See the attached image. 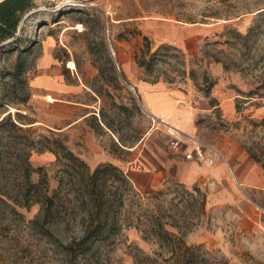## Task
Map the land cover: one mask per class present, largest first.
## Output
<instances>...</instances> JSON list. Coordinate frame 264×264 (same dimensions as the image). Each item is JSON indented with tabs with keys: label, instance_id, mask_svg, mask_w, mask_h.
I'll return each instance as SVG.
<instances>
[{
	"label": "rangeland",
	"instance_id": "obj_1",
	"mask_svg": "<svg viewBox=\"0 0 264 264\" xmlns=\"http://www.w3.org/2000/svg\"><path fill=\"white\" fill-rule=\"evenodd\" d=\"M36 3L37 9L27 12L20 21L17 38L5 42L0 50V119L9 114L10 120L22 127L12 130L7 125L0 139V264H183L177 262L183 261V257L179 255L176 259L162 249L158 236L150 230L158 208L166 231L186 245L202 247L190 264H264V212L260 209L264 196L246 197L244 201L241 194L225 195L227 185H220L221 188L212 182L189 185L177 180L173 172L153 188L136 186L129 180L130 168H148V160L153 161L155 154L159 156L160 148L172 158L175 152L171 142L175 138L158 132L148 135L153 121L127 86L134 71L128 68L130 60L147 80L181 86L191 83L205 94L220 82L242 96L263 95L264 0H36ZM161 22L165 27H161ZM78 24L82 30L76 29ZM166 31L168 36L184 39V43L177 46L166 42L160 36ZM189 35L192 38L185 39ZM143 36L150 41V52L161 44L175 49L166 54L159 52L149 74L134 62V54H139L143 47ZM49 37L53 38L50 42L55 45L53 54L58 62L74 63L73 71L78 72L82 83L100 93L99 104L92 109L94 114L79 125L72 140L64 129H58L66 122L63 99L51 104L45 100L44 91L36 89L37 58ZM209 84L212 86L206 91ZM239 100H236L238 108ZM11 108L15 111L11 112ZM100 118L111 125L108 129L119 142L131 143L140 138L135 150L119 148L116 138L105 127L97 126ZM217 123L219 129L232 131L241 145L256 151L264 165V116L259 122L245 117L241 124L225 123L222 119ZM86 131L94 134L93 145L87 146L83 140ZM21 132L25 133L26 141L18 137ZM43 137L62 139L69 151L84 161L88 173L100 164L96 157L101 150L119 160V165L111 163L118 168V173H113L122 174L125 182L117 178L110 184L111 191L116 190V185L118 193L124 192L122 205L118 207V229L85 252L73 242L81 237L87 224L85 210L70 199L76 189L69 186V180L75 179L74 173L54 152L37 150ZM177 138L186 143L182 136ZM30 141L34 144L28 161L34 168H43L41 174H30L31 181L37 183L40 175H44L45 183L38 191L52 195L58 190L54 195L53 216L45 220L40 215L39 203L26 209L12 200L25 190L22 150L27 151L25 144ZM133 159L135 163L129 164ZM111 180L112 176L107 183ZM194 187L202 195L196 194Z\"/></svg>",
	"mask_w": 264,
	"mask_h": 264
},
{
	"label": "crops",
	"instance_id": "obj_2",
	"mask_svg": "<svg viewBox=\"0 0 264 264\" xmlns=\"http://www.w3.org/2000/svg\"><path fill=\"white\" fill-rule=\"evenodd\" d=\"M33 3L35 7L32 10H36V0H33ZM160 25L165 27L162 22ZM168 31L160 35L166 42L177 46L184 43V39L168 36ZM193 36L195 35L193 34ZM186 38H192V36L189 35ZM51 39L53 38L49 37L45 41L42 54L37 58L38 84L36 89L44 91L45 100L51 104L63 99L66 109V122L64 127L58 129H64L72 140L79 130V125L83 124L84 120L91 114H94L92 109H96L97 104H99L100 93L99 90L93 91L86 87L82 83L81 76L77 71L74 72L69 68L68 63L66 65L65 62H58V58L53 54L55 45H51ZM127 64L130 70L134 69L132 75L128 77L129 85L127 86L133 90L142 109L153 121V124H149L150 127H148L149 136L153 135L154 132L161 135L166 134L173 139L177 138V135H191L216 151V155L211 153V160H207L208 148L204 149L202 160H198L195 155L190 159H185L184 153L192 151L197 146L195 141L189 139L183 145L182 153L174 151L172 158L168 157L167 151L160 148V155L155 154L153 161L148 160V168L141 170L130 168L132 174L128 178L133 184L153 188L159 185L166 175L173 172L177 180L189 185L205 184L206 182H212L213 186H219V188H221L220 185H227L225 195L241 194L244 201L246 197L252 199V196H264V167L259 159L256 161L252 156H256L257 152L241 145L233 137L232 131L219 129L217 123L218 119H222L225 123L236 121L241 124L245 117L253 122L261 121L264 116V94L242 96L239 93L229 91L224 83L220 82L205 94L196 90L191 83L181 86L172 85L163 80L148 81L141 77L140 72L135 70L130 60L127 61ZM48 97L51 98V101L48 100ZM238 98L240 99V108L236 107ZM74 112H77V116H73ZM98 122L97 126L105 127L114 136L108 129L111 127L109 123H105L101 118ZM82 137L87 146L94 144L95 136L93 133L86 131ZM139 139L137 138L135 142L131 143L126 141L121 143L116 138L119 148L128 151L135 150ZM101 151L96 157L98 163L120 164L119 160L113 158L112 155L104 150ZM163 152L165 154L164 159L162 158ZM128 163L132 165L135 161L133 159ZM125 171L127 172V170ZM256 203L259 204L260 201L256 200ZM260 207L264 212V204Z\"/></svg>",
	"mask_w": 264,
	"mask_h": 264
},
{
	"label": "trees",
	"instance_id": "obj_3",
	"mask_svg": "<svg viewBox=\"0 0 264 264\" xmlns=\"http://www.w3.org/2000/svg\"><path fill=\"white\" fill-rule=\"evenodd\" d=\"M33 7H35L33 0L0 1V50L4 48L5 42H13L12 40L17 38L16 32L21 30V27H19L20 21L25 15L27 16L26 13L31 11ZM80 23L84 24L85 21H80ZM150 50V41L146 36H143V47L140 49L139 54H134V61L137 67L142 69L146 74L152 72L155 62L158 60V55H160L159 52L166 54L175 49L170 45L161 44L154 52H150ZM176 55L177 54H174V56ZM156 80L157 79L148 81L154 82ZM211 86L212 84H209L206 91H209ZM16 115L20 116V113L17 112ZM7 125L12 130H21L22 128L16 122L11 121L10 115L8 114L0 119V139L3 137ZM24 134V132H21L18 137H23V139H25L26 135ZM32 143L34 144V142L30 141L28 145L25 144L27 151L26 149L22 150V155H24L25 159V170L23 173L25 190L22 193H17L12 197V200L13 204L26 209H29L32 204L39 203L41 206L40 215H42L45 220L53 216V209L56 204L54 195L58 193V190H55L52 195H47L42 191H38V188L45 183L44 175H40V179L37 183L31 181L30 174L32 172L41 174V170L43 169L42 167H32L28 161ZM38 143L41 147L37 150H49L54 152L57 158L59 160L62 159V162L66 166L69 165V168L74 173L75 179L69 180V186L75 187L76 189L70 199L85 210L87 224L84 226L81 237L73 242L75 245H81V250L85 252L96 241L106 239L111 233L118 229V207L122 205V196L124 192L122 190L118 193L116 185L114 186L116 190L111 191L112 187L110 184L113 185V182L117 180V178L125 182V178L122 174H120V176L114 175L113 172L118 173V168L111 163H100L91 173H88V168L84 161L69 151L64 141L58 137L53 139L43 137V140H39ZM252 156L256 161H259L255 155ZM262 166L264 167V165ZM65 173H67V169ZM111 176V183L108 184V179ZM62 186L63 180L60 178L59 188ZM193 190L196 194L202 195L198 187H194ZM202 203L201 207L203 205ZM12 208L14 210V207ZM156 212H158V216L154 218L150 230L158 236L157 240L160 242L161 248L169 251L176 259L181 255L183 261L177 260V262L190 264L195 257V252H199L202 247L199 245H186L181 238H174L172 233L163 228L164 223L160 215V208H158V211L156 209Z\"/></svg>",
	"mask_w": 264,
	"mask_h": 264
},
{
	"label": "built area",
	"instance_id": "obj_4",
	"mask_svg": "<svg viewBox=\"0 0 264 264\" xmlns=\"http://www.w3.org/2000/svg\"><path fill=\"white\" fill-rule=\"evenodd\" d=\"M182 137L186 140L189 139V140L195 141L197 143V146L192 151L184 153L185 159H190L193 157V155H195L198 158V160H202L204 158L203 151L206 148L209 149V155L207 156V160L212 159L211 153H214L216 155V151H214L211 147L206 146L204 143L200 142L199 140H197L193 136H191V135L188 136V135L183 134ZM184 144L185 143L180 141L178 138H175L171 142V147H172L173 151H175L176 153H182V151L184 150L183 149Z\"/></svg>",
	"mask_w": 264,
	"mask_h": 264
},
{
	"label": "bare ground",
	"instance_id": "obj_5",
	"mask_svg": "<svg viewBox=\"0 0 264 264\" xmlns=\"http://www.w3.org/2000/svg\"><path fill=\"white\" fill-rule=\"evenodd\" d=\"M76 29H79V30H82L83 29V27L82 26H80L79 24L76 26ZM69 66V68H71L72 70L73 69H75V64L74 63H72V62H69V64H68ZM47 99V98H46ZM48 100L49 101H51V98L50 97H48ZM13 111H15V109L14 108H11V112H13Z\"/></svg>",
	"mask_w": 264,
	"mask_h": 264
},
{
	"label": "water",
	"instance_id": "obj_6",
	"mask_svg": "<svg viewBox=\"0 0 264 264\" xmlns=\"http://www.w3.org/2000/svg\"><path fill=\"white\" fill-rule=\"evenodd\" d=\"M106 45H107V48H108L109 54H110V56H111L112 59H113V51H112V49H111V47H110V45H109L108 43H107ZM114 65H115V67L118 69L117 64L114 63Z\"/></svg>",
	"mask_w": 264,
	"mask_h": 264
}]
</instances>
